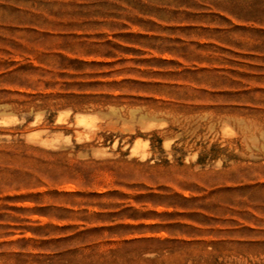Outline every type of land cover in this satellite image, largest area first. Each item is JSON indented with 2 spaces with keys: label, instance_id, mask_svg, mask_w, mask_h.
<instances>
[{
  "label": "rangeland",
  "instance_id": "rangeland-1",
  "mask_svg": "<svg viewBox=\"0 0 264 264\" xmlns=\"http://www.w3.org/2000/svg\"><path fill=\"white\" fill-rule=\"evenodd\" d=\"M0 264H264V0H0Z\"/></svg>",
  "mask_w": 264,
  "mask_h": 264
}]
</instances>
